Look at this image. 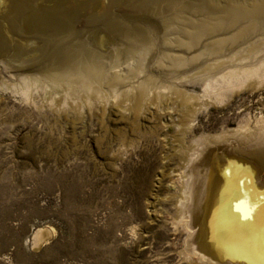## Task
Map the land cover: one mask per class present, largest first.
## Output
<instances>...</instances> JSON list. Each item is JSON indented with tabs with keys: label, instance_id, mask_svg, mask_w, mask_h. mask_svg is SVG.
Wrapping results in <instances>:
<instances>
[{
	"label": "rangeland",
	"instance_id": "1",
	"mask_svg": "<svg viewBox=\"0 0 264 264\" xmlns=\"http://www.w3.org/2000/svg\"><path fill=\"white\" fill-rule=\"evenodd\" d=\"M28 1L18 0L12 12L11 4L4 6L9 1L0 0V264H206L188 253L193 238L180 223L178 208L190 140L229 133L248 120L258 132L264 81L225 89L220 98L205 91L203 76L208 64L264 42V12L238 19L233 13L264 0ZM27 16L33 19L30 26ZM102 35L110 39L106 46L96 40ZM179 35L196 39L190 57L209 54L172 68L165 53L175 51ZM229 35L243 36L219 45ZM214 49L218 52L210 54ZM92 58L107 74L99 83L100 97L77 86L65 102L67 88H52L54 78L29 100L24 96L23 76L43 80L84 67ZM116 71L132 82L149 76L152 100L135 106L131 96L125 97L124 84L115 94L109 77ZM185 71L192 78L184 84L178 72ZM74 75L83 78L79 71ZM177 85L200 108L189 132L182 130ZM227 144L212 145L196 167L208 181L249 168L257 173L254 184L264 188V166ZM197 199L194 208L202 203ZM196 237L198 249L207 252Z\"/></svg>",
	"mask_w": 264,
	"mask_h": 264
},
{
	"label": "bare ground",
	"instance_id": "2",
	"mask_svg": "<svg viewBox=\"0 0 264 264\" xmlns=\"http://www.w3.org/2000/svg\"><path fill=\"white\" fill-rule=\"evenodd\" d=\"M8 1L9 2H7L6 5L4 6L8 7L11 4L12 5L11 11L13 12V8L16 6L17 3L19 4V2H17L18 0H8ZM29 1L28 3H30ZM35 1L38 4L37 0ZM51 1L56 2V0H51ZM24 2L25 4H27L26 1ZM21 4H24V3H21ZM242 7H245V6L242 5ZM24 8H28V6ZM33 9L35 10V8ZM57 9H60V8L58 7ZM21 10L22 9H20L19 12H21ZM23 11L25 12V10ZM52 11H55V10H52ZM261 12H264V1H262V3L257 4V6L252 9L250 8L249 9L248 8L239 9L238 7V8H234L233 10V13L235 14V17L237 19L240 17H248L253 14L261 13ZM32 14H33V11H32ZM44 14L46 13L44 12ZM16 20H19V19H16ZM32 20L33 19H31L30 16L26 17L25 21H26L27 26H30ZM18 24H19V21H18ZM20 26H22L23 28L22 24ZM27 29L28 28H26V30ZM27 33H29V30ZM242 36L243 35H229L227 37H223L219 39L218 43L219 45H221L228 39L239 40ZM96 40L97 42L99 41L98 43L101 45H105L108 43V41H110V39L108 37H105V35H102L99 38L97 37ZM173 43H175V48H174L175 51L165 53L171 62L172 68H181L183 66H187L188 64L187 62L189 60H192V61L199 60L200 58H202V56L209 54L208 52H200V53H195L194 55L190 57L188 52L194 48L196 39L187 40V39H184L182 35L181 36L179 35L177 36L176 40L174 39ZM263 45H264V42L263 43L256 42L254 44H251V46L244 47L243 50L238 49L226 60H217L214 63L208 64L205 67V70H207L208 72L207 71H206L207 73L204 72L205 76H203L205 77L203 78V81L205 82V89H206L205 91H207V93H213L212 95H214L215 93L217 94V97L222 98L224 97L222 91H224L225 89L233 90L235 88L242 87L250 80H254L257 83L263 82L264 81V46ZM99 50L101 51V49ZM178 50L179 52L176 53V51ZM217 52L218 50L215 51L214 49L213 53H210V54H215ZM96 55H98V53ZM93 60L92 61L89 60V62L87 61L88 63L84 67H81V68L78 67L79 69H76L77 68L76 67L75 68L76 70H69V72H62V71L58 72L57 71L58 69H57L56 70L57 73L55 71H53L55 73H52V74L48 73L50 75H45L44 76L45 79L43 80L38 75L23 76V81L25 82V86H24L25 88L22 89L24 91L23 92L24 96H26L27 100H29L31 98V93H33L35 90H38L40 88H44L45 90L46 87H48L47 85H51V83L53 84V82L50 81V79L54 78L55 85L52 88L60 89V90L63 89L61 87H64V86L67 88V91H65L66 94L64 96L65 102L73 94H75L74 88H77V86H82L85 89H87L89 93H93L96 95V97H100L101 90H102L100 86V84L102 83L101 80L107 77V74L105 75L106 70L104 66L101 65L100 61L98 62L97 60L96 61L95 60L93 61ZM76 64L79 66L78 63H75V65ZM81 64L82 63H80V65ZM217 70H220V71L217 72L216 74L212 73ZM76 71H79V73H82V77H83L82 80H78L75 78L74 74L76 73ZM143 71L144 70H142L141 72ZM65 74H67L68 76H66ZM178 74H182V75H178V78L181 80L180 83L185 84L186 81H191L192 77L186 74V71L183 73L178 72ZM129 76L131 77V74ZM127 77L128 76L123 75L119 71L111 73L109 77V85L110 87H112V90L115 94L118 93L119 87L121 88V86L124 84L128 86V89L125 93L127 96L125 97L126 98L132 97L135 102V106L142 107L143 106L142 104L148 103L149 101L152 100V97L154 95H153V92L150 86L148 85L149 79H150L149 76L148 78L138 80L137 82L135 81L132 82L131 79L129 81H126ZM135 77L137 76L132 77V79ZM69 81L70 83L68 84ZM135 83L137 84L135 85ZM96 84H99V85L96 86ZM164 86L165 88L169 87L168 85H164ZM179 86L180 85H177V91H176V93L178 94V97L175 96V98L177 100L178 98L181 99L180 111L182 112V116L184 117L183 122H182V125H183L182 130L183 132H189L193 125L192 124L193 120L191 119V117L194 116L195 113H197L200 110V108L196 107V102L194 101V98H192L191 95H189L185 89L183 90L181 88L182 86L181 87ZM49 88H51V86ZM186 119H187V122H184ZM250 123L251 122H249L248 120L245 123L240 124L238 128H236L235 130L229 133L225 131V133H220V134H201L199 136H193V138L190 140L191 145L186 155V162H185L184 171L182 174V176L184 177V180H183L184 188H183V193H181L182 196L179 200L178 208H179V213L181 216L180 223L184 225L185 229L188 231L187 234L190 236V238H193V240H194V237H196L197 235V229L191 224L192 221H195L196 219L195 210H198L200 208H204L208 210V215L204 217V222H205L206 228L208 229V237L210 238V240H208V238H205L207 240L204 239L205 242H202L201 244V245L204 244V247L207 252L200 251L197 247V244L193 242V240L188 239L189 241L187 245L188 250H189L188 253L190 254V256L196 257L200 261L206 264H221L220 261L218 262L217 260L214 259L216 258L215 254L237 258L238 260H240V262L237 264H245V261H247L248 264H264V233H263L264 231L262 228V225H264L263 223L264 222V188L261 187L260 185H257L256 183L254 184V179L256 180V178H253L255 177L253 174L255 172L254 173L251 172L249 168L246 169V168L239 167L235 170H230L229 168L230 171H228L224 176L221 175L224 177L222 179L220 178L221 180H219V177H218V179L216 178L217 180L213 181L214 177L212 178V180L209 177V180L211 181H208L207 179L208 176H206L205 172L203 173V170H199L198 168L199 164L197 163L198 161H201L200 163L203 162L204 159H202V157L204 158L207 153L211 152L212 145L223 141L225 143H229V145L233 144L235 145V147L237 146V148L243 155L245 154L246 157L248 156L251 159H254V161L259 162L262 166H264V118L261 117L255 122V128L258 129V132L256 131V129L252 128ZM215 148H216V145H215ZM214 160H217V158ZM213 162H211V164ZM245 162L246 161H244V163ZM219 163L217 164L219 165ZM255 174L257 175V173ZM262 176H263L262 178H264V175ZM202 181H204V184L202 185L203 187L201 189L200 183H202ZM198 197L202 199V203L196 206V208H194L193 203L198 201L197 199ZM248 206H251L252 212L246 217L243 214V210ZM192 207L194 208V210L192 209ZM211 238H212V241H211ZM213 240H214V243H213ZM225 264H231V262H227Z\"/></svg>",
	"mask_w": 264,
	"mask_h": 264
},
{
	"label": "water",
	"instance_id": "3",
	"mask_svg": "<svg viewBox=\"0 0 264 264\" xmlns=\"http://www.w3.org/2000/svg\"><path fill=\"white\" fill-rule=\"evenodd\" d=\"M208 215V210L204 209V208H200L198 210H195V216L197 221H195L196 223H199L200 227L198 229L197 232V237L195 238L197 243L200 245L202 242H205L204 239L208 238V240H210V238L208 237V229L206 228L205 222H204V217ZM207 240V239H205ZM212 241V238H211ZM214 243V240H213ZM215 257L220 260L221 262H228L227 259H231L233 261H235L237 258H233V257H227V256H223V255H217L215 254ZM240 261V260H239ZM245 264H248L247 261H245Z\"/></svg>",
	"mask_w": 264,
	"mask_h": 264
},
{
	"label": "snow or ice",
	"instance_id": "4",
	"mask_svg": "<svg viewBox=\"0 0 264 264\" xmlns=\"http://www.w3.org/2000/svg\"><path fill=\"white\" fill-rule=\"evenodd\" d=\"M252 212V208L251 206H248L246 207L244 210H243V214L247 217L250 213Z\"/></svg>",
	"mask_w": 264,
	"mask_h": 264
}]
</instances>
